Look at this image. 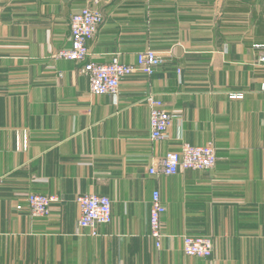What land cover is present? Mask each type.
Segmentation results:
<instances>
[{
	"label": "crops",
	"instance_id": "0c3cea01",
	"mask_svg": "<svg viewBox=\"0 0 264 264\" xmlns=\"http://www.w3.org/2000/svg\"><path fill=\"white\" fill-rule=\"evenodd\" d=\"M86 6L104 17L92 60L152 49L164 62L116 97L93 94L81 63L52 58ZM263 53L264 0H0V264H264ZM149 95L174 114L164 140L151 137ZM183 142L212 143L215 167L149 173ZM31 193L60 201L35 217ZM84 194L112 201L97 235L78 224ZM186 235L213 238L212 256L186 255Z\"/></svg>",
	"mask_w": 264,
	"mask_h": 264
},
{
	"label": "built area",
	"instance_id": "2783aa9c",
	"mask_svg": "<svg viewBox=\"0 0 264 264\" xmlns=\"http://www.w3.org/2000/svg\"><path fill=\"white\" fill-rule=\"evenodd\" d=\"M104 21L102 12L92 6H86L75 13L70 22L71 45L59 49L52 54L54 59L72 60L82 64L80 72L89 79L90 91L96 95L118 96L124 78L140 72L152 75L164 59L152 49L138 53L135 63H125L118 56L108 63L92 60L88 42L94 39ZM260 65L264 66V53L259 57ZM233 99L242 95L234 94ZM150 108L151 137L155 141L164 140L173 124L174 114L166 109L164 102L153 95L146 98ZM216 148L212 143L193 145L183 142L180 150L170 151L159 158L149 169L151 175H175L182 170H210L217 163ZM60 201L57 195L31 193L28 206L32 216L48 217L52 205ZM80 209L78 224L88 228L93 235L98 234V227L112 221V201L106 195L84 194L77 197ZM167 211L161 193L155 190L152 194L150 209V236L161 246L164 237L163 216ZM183 251L188 256L209 258L214 252L213 238L203 235H186L183 238Z\"/></svg>",
	"mask_w": 264,
	"mask_h": 264
}]
</instances>
